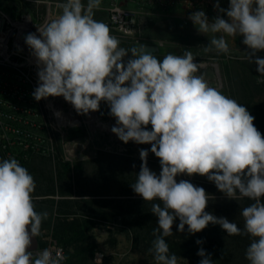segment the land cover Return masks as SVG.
Segmentation results:
<instances>
[{
    "label": "clouds",
    "instance_id": "clouds-1",
    "mask_svg": "<svg viewBox=\"0 0 264 264\" xmlns=\"http://www.w3.org/2000/svg\"><path fill=\"white\" fill-rule=\"evenodd\" d=\"M101 2L65 0L57 5L61 13L37 28L39 37L26 36L42 65L34 99L62 96L78 114L97 111L104 101L116 118L111 131L122 142L151 144L161 171L157 175L147 166L148 150L141 149L140 171L131 187L144 201H160L151 209L158 217L149 249L155 264H178L180 258L170 254L165 240L173 235L177 218L179 232L187 225L195 234L211 223L229 236L250 237L247 261L264 264V137L254 126L255 117L196 74L203 65L194 63L190 50L159 60L138 42L120 47L109 26L94 19ZM214 7L228 20L217 16L209 22L203 10L189 17L199 33L213 34L204 51L229 54L226 37L242 36L251 49L244 58L264 78V58L252 59L264 50V0H230L228 9L218 2ZM257 83L264 84V79ZM181 174L207 176L229 199L252 201L240 212L243 228L206 212L209 195L187 180L177 182ZM35 188L34 177L16 158L0 160V264H63L67 259L62 249L30 250L48 219L47 212L35 210ZM197 255L199 264H215L203 248ZM97 261L101 264L99 257Z\"/></svg>",
    "mask_w": 264,
    "mask_h": 264
},
{
    "label": "rangeland",
    "instance_id": "rangeland-1",
    "mask_svg": "<svg viewBox=\"0 0 264 264\" xmlns=\"http://www.w3.org/2000/svg\"><path fill=\"white\" fill-rule=\"evenodd\" d=\"M217 2L222 9H228L230 4V0L120 1L119 5L137 13L136 22L139 28L134 37L128 40L119 39L120 47L138 46L137 42L162 45L165 52L155 55L159 60L169 53L183 55L185 50H190L195 63H216L221 80L219 83L216 81L214 70L209 66L201 68L197 75L203 74L210 86L219 89L244 107L255 106L264 113V84L257 83L258 79L264 78L259 77L257 65L244 58L251 49L242 43L243 37H226L229 54L205 52L204 47L209 44L213 34L199 33L189 19L193 12L203 10L209 22H213L217 16L228 20L226 13L214 7ZM115 3L116 0H113L112 4ZM0 7L13 20H19L23 16L35 19L38 14L45 13L26 0H0ZM10 10L14 12L13 15ZM130 57L131 53L125 60ZM256 57L264 58V50L258 51L252 57L253 61ZM8 81L7 75L0 73V160L14 157L34 177L36 188L32 195L35 210L38 213H48V219L42 221V234L38 236L40 250L53 247L50 241L59 201L70 200V208L61 205L64 212L79 213V206L88 209L89 205L73 204V201L95 200L81 198L83 196H139L131 184L135 182L136 174L140 171L141 149L148 150L147 166L159 175L160 160L151 152V144H137L133 141L125 144L111 131L113 126H117L116 118L110 115V107L106 102L101 101L97 111L78 114L73 105L61 97L57 101L58 105L65 115H71L74 123L66 117L68 122H61L51 109H44L42 100H35L33 95L21 92L15 97L10 92ZM54 104L57 105L55 100ZM89 119H92L91 125L87 123ZM147 128L151 130V125ZM176 180H187L195 186L203 187L209 200L219 199L224 203L226 207L221 206L224 207V215L231 210L229 215L233 221L237 225L241 221L237 210L240 205H226L224 200L228 197L207 176L181 174ZM90 206L98 210L96 205ZM113 206L115 205L107 204L101 207L109 214ZM104 212L102 215L108 217ZM121 219L118 216L96 221L92 233L99 248L97 254L101 255V263L150 264L151 260H146L148 256L145 253L138 248H132L131 235L122 225ZM218 242L226 247L236 241L224 236ZM43 243L45 248L42 249L40 246ZM245 252L236 250L223 254V260L217 261V264H249Z\"/></svg>",
    "mask_w": 264,
    "mask_h": 264
},
{
    "label": "trees",
    "instance_id": "trees-1",
    "mask_svg": "<svg viewBox=\"0 0 264 264\" xmlns=\"http://www.w3.org/2000/svg\"><path fill=\"white\" fill-rule=\"evenodd\" d=\"M9 11V10H7ZM10 13L13 15L14 12ZM249 113L255 117L253 123L257 130L264 137V113L255 106L248 105L246 108ZM68 169V168H67ZM68 201H59L57 204V215L54 220L52 229V241L55 242V246L62 249L63 254L67 259L64 264H95V254L99 252V248L93 239V229L95 228L97 219L105 220L115 217H122V225L127 229L131 235L132 248H138L145 253L151 260L150 264H155L154 257L149 249L152 247V242L155 239L153 235L154 229L158 227V217L151 212L153 203H160L158 200L144 201L143 198L138 199H95V200H75L73 204H86L89 205L87 208H82L77 212H64L61 209V205L66 208H70ZM226 205H240L237 206L239 213L241 210L248 206L252 201L247 198L235 200L225 199ZM264 202V198H262ZM96 205L98 210H94L90 205ZM107 204H114L111 213L106 214L103 211V207ZM224 203H221L219 199H211L208 201V205L205 209H210V213L216 217L227 218L230 222H234L229 211L227 215H224ZM108 217L102 215L103 212ZM231 214V213H230ZM236 215V213H235ZM240 220L238 227L243 228L244 220L240 214ZM179 219L177 218L172 226L173 235L166 237V243L169 246L170 254H175L179 257L178 264H199L201 257L197 255V252L203 248L206 253L211 254V259L217 264V261L223 260V254H229L234 251H246V248L251 243V238L246 235L229 236L225 231L217 224H209L205 229L195 234H190L185 226L184 232L178 231ZM224 236H229L236 242H233L230 246H223L218 241ZM201 240V244H197L196 241ZM42 249L45 248L43 243L40 246ZM96 264H99L96 262ZM103 264V263H101Z\"/></svg>",
    "mask_w": 264,
    "mask_h": 264
},
{
    "label": "built area",
    "instance_id": "built-area-1",
    "mask_svg": "<svg viewBox=\"0 0 264 264\" xmlns=\"http://www.w3.org/2000/svg\"><path fill=\"white\" fill-rule=\"evenodd\" d=\"M120 1L124 0H116V3L109 9L106 24L109 26L110 31L112 32L111 35L116 36L118 39L121 40H128L134 37V35L139 30L136 22L138 15L134 10H131L123 5H119ZM53 14L54 16L52 19H55L58 15L55 12H53ZM7 17L11 20V22H23L26 17H29V29L24 30V32L28 31L29 34H35L37 32V28L44 23L45 13L38 14L35 19H32L30 16H23L19 20H13L0 7V51H2L3 43L5 42V49L7 50V54L9 55V62H7L4 56L0 54V73H3V75H7L9 79L8 87L10 89V92H12L15 97L18 96V93L21 92H26V94L31 96L33 95L34 90L38 87L39 84L38 71L34 70V68L26 66L25 52L22 49H19L14 44L16 37L18 38V33L16 31L12 32L11 35L6 39V34L14 29L13 25L7 20ZM24 36H27V33ZM29 54H32L31 50L28 52V55ZM61 97L62 96H50L48 100H46V98L41 99L44 104V109H51L48 106L47 101L53 100L52 102L54 104L55 100L57 104L56 106H59L57 101ZM52 249L59 248L53 245ZM98 257L101 260V255H98L96 253L94 260L96 261Z\"/></svg>",
    "mask_w": 264,
    "mask_h": 264
},
{
    "label": "bare ground",
    "instance_id": "bare-ground-1",
    "mask_svg": "<svg viewBox=\"0 0 264 264\" xmlns=\"http://www.w3.org/2000/svg\"><path fill=\"white\" fill-rule=\"evenodd\" d=\"M53 16H54V14H50V15L45 14L44 23L46 21H51L52 18H53ZM7 20L13 25L14 29L6 34V39L11 35L12 32L16 31L18 33V38L16 37V39L14 41V44L19 49H22L25 52V54H26V58H25V64H26V66L31 67V68H34V70H36V71H39L40 70V67H42V65H38V61H37L36 57L34 56L33 52H32V54H29L28 55V52L31 49L29 48V46L25 42L26 36H24V35L26 33L28 35L29 32L28 31L24 32V30H28L29 29L30 18L29 17H26L23 20V22H13V21L11 22V20L9 18ZM35 34L39 37V32L38 31ZM5 48H6V46H5V42H4L3 43V48H2V51H0V54L4 56V58H5V60L7 62H9V55L7 54V50ZM201 64L203 65L202 68L206 67V65L204 63H201ZM216 81L217 82L219 81L217 77H216ZM49 97H47L46 100H48ZM47 104L52 109V111L54 113V116L58 120H60L61 122H68V121H70V122H72V124L74 123V121H73L74 119L71 117V115L70 114H66L65 115L61 107L54 105L52 101H47ZM65 117L68 119V121H67V119ZM87 123H89L91 125L92 124V119H89L87 121Z\"/></svg>",
    "mask_w": 264,
    "mask_h": 264
},
{
    "label": "crops",
    "instance_id": "crops-1",
    "mask_svg": "<svg viewBox=\"0 0 264 264\" xmlns=\"http://www.w3.org/2000/svg\"><path fill=\"white\" fill-rule=\"evenodd\" d=\"M27 3H30L33 7L39 8L40 10H44L45 14L50 15L55 12L57 15L61 13V9L57 7L58 4L64 3L65 0H26ZM82 2L86 5L87 0H82ZM113 0H102L101 6L99 9L94 10V19L97 21H102L106 24L108 19V9L113 5ZM52 245L55 242L50 241ZM31 251L34 253L39 251V240L38 237L33 238V244L31 246Z\"/></svg>",
    "mask_w": 264,
    "mask_h": 264
},
{
    "label": "water",
    "instance_id": "water-1",
    "mask_svg": "<svg viewBox=\"0 0 264 264\" xmlns=\"http://www.w3.org/2000/svg\"><path fill=\"white\" fill-rule=\"evenodd\" d=\"M141 45H144L147 49L148 52H150L153 55H159V54H163L165 52V47H163L162 45H157V44H147V43H142ZM206 66H209L210 68H212L214 70L215 76L218 78V80L220 81L219 78V71H218V65L216 63H205ZM218 81V82H219ZM95 198V199H111V198H119V199H127V198H143L142 196H131V195H120V196H116V195H95V196H83L81 198Z\"/></svg>",
    "mask_w": 264,
    "mask_h": 264
}]
</instances>
